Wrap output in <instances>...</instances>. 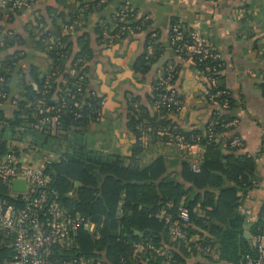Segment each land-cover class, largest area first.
<instances>
[{"label": "trees", "instance_id": "1", "mask_svg": "<svg viewBox=\"0 0 264 264\" xmlns=\"http://www.w3.org/2000/svg\"><path fill=\"white\" fill-rule=\"evenodd\" d=\"M66 1L60 0V3L69 10L68 15L55 14L51 22L54 32L50 29L41 32L37 41L51 65L48 73L30 64L25 72L20 70L25 58L20 55L23 39L5 26L12 23L19 12L8 14L6 21L0 22V92L6 94L0 101V153L18 149L9 144L10 140H15L28 143V148L59 155L46 170L51 177L50 187L71 213L94 225V234L80 230L79 251L87 257H100L103 252L110 264H162L164 256L134 257L132 244L143 241L159 249L167 248L172 254L171 264H186L198 256L197 237L202 247H216L220 261L245 264V256H254L255 249L245 237L247 218L240 208L248 192L256 188V157L242 154L243 147L231 146V142L240 137L236 127L225 126L236 119L230 114L235 102L221 82V76L219 88L226 91L227 96L218 99V103L226 99L229 105L223 112L213 111L204 132L180 128L173 120L177 113L172 107H155L157 95L164 91L156 88L160 78L152 82L146 103L140 96L130 95L126 100L127 126L136 142L128 158L70 144L64 145V149H55L62 136H50L35 129L41 117L37 108L41 105L53 107L52 113L59 116L58 129L64 134L80 133L101 118L97 114L101 111L103 97L88 89V63L93 58L90 40L87 35H82L74 43L69 36H63L61 30L80 17H86L102 0H72L77 9L71 12ZM135 18L133 12L125 22L116 19L111 29L106 28L108 38L103 36V28L97 29V43L108 48L118 38L126 39L131 34L145 31L147 25L141 27V20L135 21ZM180 30L186 39L189 31ZM49 36L53 37V44L47 42ZM150 36L148 34L145 48L152 45ZM174 55L180 63L187 61L176 53ZM149 63L151 60L144 53L136 59L133 69L143 72ZM180 63L173 64V85L181 70ZM191 63L198 72H203V64L195 58ZM221 64V60L206 62V65L220 67V71ZM179 99L183 100L181 95ZM75 102L77 106H74ZM173 128L184 136L188 146L199 145L204 149L198 172L188 163H182V182L177 180V175L166 174L165 160L161 157L144 168L135 165L145 134L150 132L153 140L158 141L159 131ZM159 141L165 143L166 138ZM182 209L189 214V224L185 226L179 222ZM161 212L169 218L168 223L156 217ZM176 223L184 238L173 240L170 225ZM263 228L264 205L248 233L251 237ZM135 231L141 236L135 235ZM2 253L0 251V260L5 255ZM194 264L207 263L197 261Z\"/></svg>", "mask_w": 264, "mask_h": 264}, {"label": "crops", "instance_id": "2", "mask_svg": "<svg viewBox=\"0 0 264 264\" xmlns=\"http://www.w3.org/2000/svg\"><path fill=\"white\" fill-rule=\"evenodd\" d=\"M125 2L134 10L135 21L141 20V27L147 25V29L126 39L118 38L108 48H103L97 43L96 30L103 28V36L110 37L106 28L113 27L118 9ZM66 5L70 12L77 9L72 0L66 1ZM68 12L60 0H35L29 8L19 11L12 23L5 25L23 39L22 72L29 64L36 65L43 73L51 70L46 53L37 41L41 32L53 30L51 22L55 14L67 16ZM6 18H0V22ZM174 25L186 32L198 26L203 38L221 55V82L235 102L230 114L237 120L236 131L243 144L240 152L256 157V188L248 192L240 208L247 218L246 232V227L250 228L256 221L264 205V0H102L86 17L61 30V34L69 36L74 43L82 35L90 40L93 58L88 63V89L103 97L102 116L80 133L61 131L62 137L55 149H64V145L70 144L120 157L131 156L136 141L127 126L126 100L134 95L146 103L152 82L160 78L165 69L180 63L169 45ZM148 34L152 45L145 48ZM53 40L49 36L47 42L53 44ZM144 53L151 63L143 72H135L134 63ZM180 64L175 87L183 98L184 109L175 114L173 120L184 130L204 132L216 107L205 100L204 80L191 61ZM9 144L18 149H38L15 140H10ZM203 154L204 149L199 145L180 147L153 140L142 144L135 165L144 168L161 157L165 160L166 174L177 175V180L182 182V163L198 167ZM135 235L140 234L135 231ZM197 260V257L190 259L186 264ZM220 262L207 264L226 263Z\"/></svg>", "mask_w": 264, "mask_h": 264}, {"label": "built area", "instance_id": "3", "mask_svg": "<svg viewBox=\"0 0 264 264\" xmlns=\"http://www.w3.org/2000/svg\"><path fill=\"white\" fill-rule=\"evenodd\" d=\"M34 1L0 0V18L23 11ZM133 12L129 3L125 2L119 8L116 19L125 22ZM169 45L174 53L182 56L184 60L191 61L195 58L199 64H203L204 70L199 72L205 83L203 96L208 103L216 107V113L225 111L229 105L228 101L225 99L218 103V99L227 96V92L219 88L220 67L206 65L209 60H220L221 55L215 52L203 38L198 26L191 29L184 39L180 27L174 25ZM174 77L173 67L167 68L160 77L156 88H162L164 91L157 95L155 107L167 105L178 114L184 109V102L179 99L177 88L172 83ZM5 98L6 94L0 92V101ZM74 106H77L76 102ZM37 112L41 117L35 129L50 136L59 135L61 132L58 129L59 116L52 113L53 107L41 105L38 106ZM101 115L99 111L97 117ZM236 125L237 120L234 119L225 126L230 128ZM210 130L212 131L211 128ZM163 137L166 138V144L190 147L184 136L177 133L175 128L159 131L156 140L159 141ZM153 139L150 132L145 134L144 145L149 144ZM231 146L242 147L241 139H234ZM58 159V154L43 149H11L6 153H0V251L5 254L2 255L4 258L0 260V264H110L103 252L100 253V257H87L79 251L80 230L94 234L95 227L80 215L71 213L58 201V194L51 189V177L46 170ZM191 169L198 172L195 164L191 165ZM15 181L24 182V190L13 189ZM156 217L166 223L169 222V218L163 212ZM179 222L181 226L189 224V214L186 209L180 211ZM170 235L173 240L184 238L177 223L170 225ZM195 242L197 261L221 263L214 248L202 247L197 237ZM250 242L255 249V255H246L245 264H264V228L251 236ZM132 249L134 257L155 254L165 257L162 264L172 262V254L167 248H156L150 242H134ZM8 251H10L9 256Z\"/></svg>", "mask_w": 264, "mask_h": 264}, {"label": "water", "instance_id": "4", "mask_svg": "<svg viewBox=\"0 0 264 264\" xmlns=\"http://www.w3.org/2000/svg\"><path fill=\"white\" fill-rule=\"evenodd\" d=\"M79 184L78 183H76V186H78ZM13 189H15V190H24V182H22V181H15L14 183H13ZM248 229H249V225L246 227V230L248 231ZM245 232V237L247 238V239H249V234H248V232ZM250 246H252L251 245V242H250Z\"/></svg>", "mask_w": 264, "mask_h": 264}]
</instances>
